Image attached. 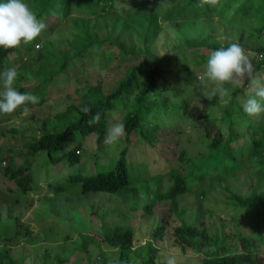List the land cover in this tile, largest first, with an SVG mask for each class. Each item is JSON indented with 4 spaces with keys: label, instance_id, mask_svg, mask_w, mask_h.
Returning <instances> with one entry per match:
<instances>
[{
    "label": "rangeland",
    "instance_id": "obj_1",
    "mask_svg": "<svg viewBox=\"0 0 264 264\" xmlns=\"http://www.w3.org/2000/svg\"><path fill=\"white\" fill-rule=\"evenodd\" d=\"M133 1L116 0L112 11L108 9L101 15L92 17L94 22L91 29L95 37L105 42H115H107L103 52L95 50L87 54L91 55L85 59L87 65L74 62L66 73H60L52 84L44 88V94L39 96L40 99L46 98L43 103L28 112L11 114L0 120V146L17 150L15 161L21 164L25 157L19 151L26 141L40 138L51 130H61L75 118L69 115L59 119L57 114L73 105L78 97L77 88L81 89L83 85L80 97L83 90L87 92L92 84L99 82L104 85L102 96L115 89L127 76L123 65L134 63L125 59L121 48L136 56L147 54L155 62L168 57L173 60L164 80L159 82L156 89V99L159 101L153 103L155 109L142 122L150 136L156 134L155 144L149 145L137 130L130 134V139L125 135L115 144L105 143L99 147L96 133L82 137L79 131H75L69 143L82 144L80 162L75 165L67 161L58 165L50 164L46 163V155H37L38 159H35L32 169V188L29 190L18 188L15 181L3 173L0 165L2 243L5 242L4 238H15L18 232L23 231L22 223H29L34 233L21 238L20 243L11 249L10 255L18 264H56V253L69 257L68 264H104L105 259L107 264H122L119 250L107 245L98 236L89 255L81 249V234L99 228L105 219L113 224L133 225L135 248L140 257H146L150 253L148 246L152 245L157 264H162L165 255L169 254L176 255L180 264H200L203 252L209 248L204 247L202 252H197L190 246L183 251L174 230L183 222H203L209 232L226 234L231 250L240 248L238 242L241 232L257 236L260 240L259 264H264L263 211L259 212L256 208L246 211L235 205L224 189L229 183L232 190L244 196L264 195V170L259 173V168L250 162L242 163L229 179H220L217 186L213 185L214 181L211 179L192 183L189 192L179 197L184 213H174L169 217L162 237L155 238L153 231L161 222L163 209L169 206L168 201H161L154 214L150 215L144 209L157 190L166 191L173 184L168 175L164 178L160 175L176 168L177 158L183 149L191 157L203 154L199 157L200 160L217 157L216 154L212 156L210 152L207 153L209 139L196 122L211 114L220 117L225 112L226 104L219 101L218 97L208 101L201 96L202 83L208 84L209 88L215 85L208 83L206 78L202 82L200 77L204 76L207 59L215 46L227 47L236 42L254 54L252 60L255 67L264 73V62L258 51L262 42L257 30L262 24L264 13L257 12L260 9L255 8L246 14L238 13L236 10L241 0H232L227 9H221L219 4L218 8H210L211 10H208L207 5L201 7L200 0H160V3L152 4L151 8L159 13L162 28L151 46L145 48L136 31L125 23L128 7ZM192 1L190 7L200 11L198 14H193L192 9L187 6ZM196 2H199L198 6ZM80 8L79 5L74 6L72 15L61 22L54 17L46 19L47 27L39 39L22 44L10 55L7 68L15 67L18 73L13 87H35L41 84L45 74H49L48 71H59L64 57L75 55L74 48L70 47L76 35L74 20L89 15L81 12L83 5ZM170 10L174 17L165 21L164 14ZM34 42L40 43L42 49L28 51L26 46ZM47 42H53V46L47 47ZM193 46H198L199 49L192 51ZM200 53L205 57H201ZM40 66H44V74L39 78L36 72L41 71ZM236 89L242 92L238 94L235 106L237 112L232 119L238 134L234 146L249 143L251 138L248 125L252 121L264 122V114L253 118L243 111L242 103L250 94L247 83ZM2 90L3 84L0 81V91ZM78 98L75 102L80 103ZM184 101L188 104V113L183 110ZM135 107L134 96L118 99L116 108L108 113L109 128L112 124L121 122ZM228 122V119L223 122L226 129ZM7 128H15L17 132L6 131ZM126 147L131 183L121 193H82L81 182L68 180L69 174H95L112 167ZM4 156L3 151L0 152V159ZM201 190L206 195L201 194ZM196 218L200 220H195ZM140 257H135L130 264H140Z\"/></svg>",
    "mask_w": 264,
    "mask_h": 264
},
{
    "label": "trees",
    "instance_id": "obj_2",
    "mask_svg": "<svg viewBox=\"0 0 264 264\" xmlns=\"http://www.w3.org/2000/svg\"><path fill=\"white\" fill-rule=\"evenodd\" d=\"M4 2V0H0ZM31 9L37 14L38 19L46 22V19L56 18L58 22L63 21L73 13L74 6H81L82 13L89 14L85 18L74 20V29L76 35L71 42L70 47L74 48L75 55L71 57H64L61 68L58 72L48 71V75L45 74V79L41 84L35 87H28L20 85L16 89L21 93H32L38 97L43 95L44 88L52 84L60 73H66L70 65L74 62H80L82 65H87L85 59L91 55H87L93 51H104L105 44L107 42L114 43V40H105L95 37L91 27L94 21L92 17L95 15H101L103 11H112L115 7L116 0H24ZM232 0H220L221 9H227ZM160 3V0H134L128 7L125 23L127 26L132 27L138 36L143 40L144 47L149 48L157 37L159 31L162 28L160 22L159 13L151 8L152 4ZM192 2L187 3L189 9H192L193 14L200 12L191 8ZM199 2H196V6ZM87 7V8H86ZM217 6L216 8H218ZM80 8V9H81ZM86 8V9H85ZM215 8V9H216ZM260 9L257 12L264 13V0H241L240 5L237 8V12L243 14L248 13L251 9ZM208 10H211L210 7ZM171 11L166 12L165 21L172 20L174 16H171ZM209 12V11H208ZM81 13V14H82ZM112 16V15H110ZM83 17V16H82ZM164 19V18H163ZM258 37L262 42L258 48L259 54L263 55L261 58L264 62V19L260 27L257 28ZM39 37L36 38L37 41ZM44 39V38H43ZM38 44V43H36ZM35 42L27 45L26 49L31 51L35 49ZM53 46V42H47V47ZM221 46H215V49ZM42 49V48H41ZM95 49V50H94ZM199 49L198 46L191 47L194 51ZM15 49L0 48V73L7 68L8 58L12 53L17 51ZM121 53L126 56L125 59L128 62H134L127 65V61L124 64L125 79L121 80L115 89L110 93L101 95V90L104 85L99 82L95 85H91L89 90L83 95L81 89L77 88L76 93L80 103L73 102V105L69 106L65 111L57 114L59 119L68 117L69 115L75 116V118L61 130H51L45 132L40 138H31L26 141L25 146L20 149L21 155L25 157L23 163L18 164L15 161V154L17 150L14 148L4 149L0 146V152L3 151L4 157H1L0 162L3 169V173L10 179L14 180L18 188L23 190H29L32 188L33 180V166L36 157L39 154L46 155V163L60 164L63 161L69 162L71 165H75L80 162V152L82 148L81 143H69L71 135L75 131H79L82 137L88 136L91 133H96L97 144L99 147L105 144V138L109 130L108 113L116 108V101L123 97L135 98L136 107L130 110L122 121L125 124V130L127 139H130V134L135 131H140L141 136L148 142L149 145H154L156 138L155 135L150 136L149 131L142 126V122L147 115L151 113L153 103L159 100L156 99V89L161 80H164L167 70L172 65V58L160 60L155 62L147 54L136 56L121 48ZM257 51V52H258ZM259 55V56H260ZM201 57H205L200 53ZM41 71H37V76L43 75V67L40 66ZM97 92L98 94H93ZM100 92V94H99ZM242 90L236 89L232 92V99L225 106V112L223 111L219 116L210 115L201 118L196 122L198 128L204 132L205 136L209 139L207 142V153L210 152L212 156L217 155L215 159L204 158L200 160L198 155L191 157L183 149L179 154L176 161V168H172L167 174H161L164 178L168 175L173 184L169 186L166 191L157 190L153 198L149 203L144 206L145 211L150 215L154 214L156 207L161 201H168L169 206L167 209H163V216L161 222L154 228L153 236L155 238L162 237L166 230L168 219L174 213L182 214L185 209L181 208L179 203L180 195L189 192L190 185L192 183H202L206 179L214 181L213 185L217 186L220 179H229L237 168L242 163L250 162L254 166L259 168V173H263L264 170V122L252 121L248 125V132L250 133L251 140L247 144L233 145L237 141V131L233 126V116L237 112V99L238 94ZM89 93V96L87 95ZM51 97V96H48ZM46 98H41L38 104L44 102ZM36 104V105H38ZM36 105L28 104V109L35 107ZM183 110L188 113V104L183 102ZM90 107L91 114L99 111L101 113V119L99 124L89 127L87 121L90 115H86L81 111L83 107ZM23 109H17L13 114L23 113ZM224 113V114H223ZM6 114H0V120ZM228 119V128L226 129L223 122ZM158 128V127H157ZM6 131L17 132L15 128H7ZM201 132V134H202ZM205 153V154H207ZM4 165V166H3ZM70 175V176H69ZM68 180L72 182H81L82 193L90 191H104L109 193L122 192L128 188L131 181L128 173V160H127V147L121 152L114 165L108 169L100 170L95 174H83L81 172L75 174H69ZM62 188L63 186H59ZM224 189L228 192V197L238 205L249 211L256 208L263 211L261 218L264 220V195L256 196L250 194L244 196L232 190L228 183ZM201 194L206 195L204 190L200 191ZM94 213V211H93ZM195 220H200L196 218ZM23 231L18 232L16 237L4 238L5 242L2 243V236H0V264H18V261L11 257V249L14 245L20 243V239L26 236H30L34 233L31 225L28 223H22ZM174 234L182 244L183 251H186L188 247H193L197 252H202L204 247L209 249L203 252L200 264H259V246L260 240L257 236L241 232L239 236L240 248L231 250L229 238L226 234H220L217 232H209V230L203 225V222H183L177 226L174 230ZM97 236L105 242L107 245L117 248L119 250V258L122 264H130L135 257H140L135 248V228L129 223H111L107 220H102V225L99 228H93L90 232H83L81 249L89 255L90 248L97 240ZM150 253L146 257L142 256L138 259L140 264H157L156 255L154 253V247L148 246ZM56 264H68L69 257L56 253ZM104 264H107V260H104Z\"/></svg>",
    "mask_w": 264,
    "mask_h": 264
},
{
    "label": "clouds",
    "instance_id": "obj_3",
    "mask_svg": "<svg viewBox=\"0 0 264 264\" xmlns=\"http://www.w3.org/2000/svg\"><path fill=\"white\" fill-rule=\"evenodd\" d=\"M220 0H200V6L216 8ZM47 25L24 0H4L0 2V48L15 49L22 44L33 42L46 29ZM37 47H39L37 45ZM95 50V49H94ZM240 43H231L227 47L221 46L213 50L206 62L205 73L200 77L203 82L215 85L212 88L202 83L201 96L208 101L218 97L225 104L232 99V91L247 83L249 95L243 101L244 113L249 117H259L264 114V73L257 70L252 56ZM17 69L9 67L0 73L3 90L0 91V114L11 115L17 109L28 112V104L36 105L40 97L32 93H21L13 87L17 79ZM81 111L89 115L90 107H83ZM101 113L97 111L90 115L87 123L89 127L99 124ZM126 135L125 124L116 122L111 125L105 138L106 144H115ZM162 264H180L176 255H165Z\"/></svg>",
    "mask_w": 264,
    "mask_h": 264
},
{
    "label": "built area",
    "instance_id": "obj_4",
    "mask_svg": "<svg viewBox=\"0 0 264 264\" xmlns=\"http://www.w3.org/2000/svg\"><path fill=\"white\" fill-rule=\"evenodd\" d=\"M37 45H38L39 47H37ZM41 48H42V45H41L40 43H38V44L35 45V49H36V50H39V49H41ZM260 57L263 58V55L261 54Z\"/></svg>",
    "mask_w": 264,
    "mask_h": 264
}]
</instances>
